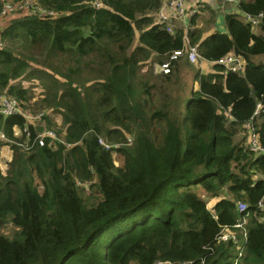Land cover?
I'll return each mask as SVG.
<instances>
[{
  "label": "trees",
  "instance_id": "1",
  "mask_svg": "<svg viewBox=\"0 0 264 264\" xmlns=\"http://www.w3.org/2000/svg\"><path fill=\"white\" fill-rule=\"evenodd\" d=\"M38 2L59 16H18L2 32L0 95L29 109L26 83L40 82L33 113L47 124L0 113L9 139L0 149L12 151L0 165V264H231L239 247L241 264H264V152L237 140L254 117L264 149V110L254 115L259 102L264 109V17L260 33L237 13L226 16L229 33L189 30L215 68L196 73L200 87L189 90L177 62L154 71L184 47L181 27L155 24L164 0ZM240 9L264 13V0ZM17 39L32 55L15 52ZM232 51L244 74L216 63ZM26 126L61 141L25 150ZM244 217L247 239L234 228ZM223 228L238 243L219 241Z\"/></svg>",
  "mask_w": 264,
  "mask_h": 264
},
{
  "label": "built area",
  "instance_id": "2",
  "mask_svg": "<svg viewBox=\"0 0 264 264\" xmlns=\"http://www.w3.org/2000/svg\"><path fill=\"white\" fill-rule=\"evenodd\" d=\"M238 0H166L161 9L155 16V24L161 25L166 31L173 33L175 28V22L187 18L190 14L198 13L204 4H210L212 6H218L221 2H229L235 4ZM1 9H0V48L5 45L2 40V32L4 27L9 23L13 16H27L34 15L41 18H57L59 12L42 7L38 0H0ZM95 5L101 6V2H94ZM264 13H259L257 15H251L246 13L243 17V20L246 23L251 24L253 28H256L262 18ZM182 57H186L191 62H199L200 53L196 45H192L187 34L184 35V47L181 49H176L172 51L167 60L164 62H155L154 71L155 73L169 74L173 70L174 64ZM216 63L222 66V73L226 75L228 72H235L238 74H244L246 70V61L245 58L241 55L236 54L235 52H229L228 54L220 57ZM261 102L258 103L257 109L255 112V117L264 110ZM0 113L4 116H9L13 114L23 115L28 123H31L33 118H42L43 112L41 113H32L28 109H24L19 101L8 95H0ZM35 117H34V116ZM245 130L243 135L246 137V145L250 147L252 151L256 154L264 152L263 147L260 144L259 134L256 131L254 117H252L245 125ZM23 133L26 134V139L24 142L19 143L25 150L32 149L36 144L39 146H44L47 144L46 138H51L49 145L55 144V141H61L57 136L56 132L52 129H44L37 133L35 136H32V133L28 126L24 128ZM0 140L9 141L6 135L0 131ZM63 141V140H62ZM129 143H132V137L128 138ZM100 143H102L106 148L110 146L101 138ZM87 186V185H86ZM260 206L263 207V203L260 202ZM238 208L240 212H243L247 209V203L244 201L238 202ZM247 218L239 219L237 224L234 225V228H241L243 230V236L247 239V230H245V224ZM219 241H230L238 243V237L236 232L232 229L223 228L218 236ZM239 252L235 260L231 264H241L240 258L243 254V249L238 248ZM157 264H168L163 262H157Z\"/></svg>",
  "mask_w": 264,
  "mask_h": 264
},
{
  "label": "crops",
  "instance_id": "3",
  "mask_svg": "<svg viewBox=\"0 0 264 264\" xmlns=\"http://www.w3.org/2000/svg\"><path fill=\"white\" fill-rule=\"evenodd\" d=\"M241 1L242 0H238L235 4H231L229 2H221L218 6H212L210 4H206V5L204 4V6L201 7V9L198 13L190 14L187 18H185L183 20L176 21L175 22V28L181 27L184 30L185 34H188L187 32L193 28L202 29L203 30V35H202L203 39L206 38L207 36L213 34V33H216L217 31H220L222 33H229L227 25H226V16L228 14H236L237 13V14H239L242 21H244L243 17L246 13H242V10L240 9ZM165 2H166V0H164L163 4ZM15 17H18V16H13L12 18H15ZM260 24H261V22H260ZM260 24L256 27L257 29L260 28ZM251 28L255 33H260V32H257L256 28H253L252 26H251ZM232 52H234V51H232ZM182 59L187 64L186 65L187 67L191 66L192 69L195 68L196 73H198V72L208 73V72L214 71V69H215L213 63L208 62L206 60H203L202 58L199 59V62H196L195 64H191V63H189V60L186 57H182L177 61V64H179V68H181V66H182V62H181ZM260 61H262V63H264V56L260 57ZM196 64H199V65H196ZM195 75H194V82H192V84H190V87H192V89L197 90V89H199L200 85H199V82L195 80ZM187 87H188V85H187ZM188 89H190V88L188 87ZM240 134H241V138H242L244 135H243V133H240ZM3 151H6V154H8L9 156L11 155V157H12V151H11L9 146L3 145L0 149V152H3Z\"/></svg>",
  "mask_w": 264,
  "mask_h": 264
},
{
  "label": "rangeland",
  "instance_id": "4",
  "mask_svg": "<svg viewBox=\"0 0 264 264\" xmlns=\"http://www.w3.org/2000/svg\"><path fill=\"white\" fill-rule=\"evenodd\" d=\"M256 30H257V32H261V29L260 28H256ZM137 43V42H136ZM6 45H9V43H6ZM25 47H24V45H23V42L21 41V40H19V39H17V40H15V42H14V45H13V49L15 50V52L17 53V54H27V55H30L31 53V50H25L24 49ZM32 55V54H31ZM37 58L42 62L43 61V59L45 58L44 56H40V55H37ZM152 60H150L149 62H148V65L147 66H145L144 67V71L146 70H148L149 69V67H150V62H151ZM181 62H182V66H181V68H180V72H179V76H180V78H181V83L182 84H187L188 85V87L190 88L189 90H191L192 89V87H190V84H192V82H194V75L196 74V70H195V68L194 69H192V67L191 66H186L187 64L185 63V61L182 59L181 60ZM33 63V62H32ZM155 63V62H154ZM189 63H191V64H195V63H193V62H190L189 61ZM196 65H199V64H196ZM38 66H41V65H38ZM195 67V66H194ZM26 86H28V88L30 89V91H31V96H32V98H31V100L28 102V110H30L32 113H33V111L34 112H36L35 110H36V108L34 109V106H35V104H37V100H39V98H40V95L42 94V92L45 90V88L43 87V85L39 82H32V81H30V82H27L26 83ZM177 88H180V86H176ZM188 90V91H189ZM34 109V110H33ZM38 113V112H37ZM34 116V115H33ZM35 117V116H34ZM58 120V122H60V118H58L57 119ZM31 124H35V126H45L46 124H47V122H45L44 121V119H40V118H33L32 120H31ZM241 139V134H239L238 135V137H237V140H240ZM10 153V152H9ZM8 156V157H7ZM11 155L9 156L8 154H6V151H3V152H0V165H1V168L2 169H5V168H7L8 167V165H9V161L11 160ZM119 162H117V164H118ZM215 200L216 199H214V200H212L211 202H210V205H213L214 204V202H215Z\"/></svg>",
  "mask_w": 264,
  "mask_h": 264
}]
</instances>
